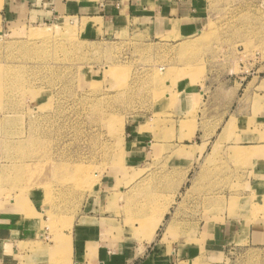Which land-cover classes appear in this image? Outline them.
Returning <instances> with one entry per match:
<instances>
[{
	"label": "rangeland",
	"instance_id": "374dc122",
	"mask_svg": "<svg viewBox=\"0 0 264 264\" xmlns=\"http://www.w3.org/2000/svg\"><path fill=\"white\" fill-rule=\"evenodd\" d=\"M202 2L204 28L171 46L132 34L89 40L84 24L72 19L6 24L0 18V209L36 192L51 263L66 261L65 234L89 213L106 216L111 244L134 251L146 245L147 253L203 245L227 206L232 214L234 195L217 192L215 148L206 177L186 193H167L166 179L157 184L151 176L177 168L183 150L164 161L163 150L154 151V161L152 152L145 164L134 160L136 116L163 98L167 81L189 76L215 85L264 77V0ZM165 211L182 223L167 234L166 222L153 241L135 239ZM226 263L264 264V256Z\"/></svg>",
	"mask_w": 264,
	"mask_h": 264
},
{
	"label": "crops",
	"instance_id": "0c3cea01",
	"mask_svg": "<svg viewBox=\"0 0 264 264\" xmlns=\"http://www.w3.org/2000/svg\"><path fill=\"white\" fill-rule=\"evenodd\" d=\"M0 18L6 24L72 19L84 24L83 34L89 40H119L132 34L160 46L181 43L207 23L202 0H0ZM255 79L243 76L215 85L189 76L169 80L167 93L151 110L136 116L132 128L138 164L150 161L151 152L154 161L156 150H163L161 161L171 157L173 150L184 151L179 165H173L177 168L151 172L157 184L166 179L167 193L182 188L186 193L197 179L205 178V162L215 148V174L222 180L217 192L234 195L237 203L231 215L228 206L223 210L222 220L207 231L203 245L171 253L160 248L147 253L146 245L135 251L118 247L106 239L110 228L106 216L89 213L78 217L65 234L66 261L61 264H193L200 260L227 264L252 254L264 256V77ZM159 115L161 120L156 121ZM154 121L152 133L146 134L144 130ZM34 193L18 205L12 201L0 209V264H53L52 245L45 242L40 217L43 211ZM166 212L158 214V220L149 222L152 226L135 239L153 241L166 222L167 234L182 223ZM204 254L208 256L203 258Z\"/></svg>",
	"mask_w": 264,
	"mask_h": 264
}]
</instances>
